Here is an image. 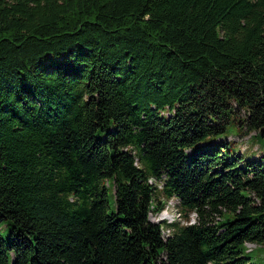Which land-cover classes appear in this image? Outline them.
Here are the masks:
<instances>
[{"label": "trees", "instance_id": "1", "mask_svg": "<svg viewBox=\"0 0 264 264\" xmlns=\"http://www.w3.org/2000/svg\"><path fill=\"white\" fill-rule=\"evenodd\" d=\"M232 115L264 141V0H0V264H252Z\"/></svg>", "mask_w": 264, "mask_h": 264}, {"label": "rangeland", "instance_id": "2", "mask_svg": "<svg viewBox=\"0 0 264 264\" xmlns=\"http://www.w3.org/2000/svg\"><path fill=\"white\" fill-rule=\"evenodd\" d=\"M256 132L257 131H250L249 134H243L240 126L235 120V117L232 115L231 123L228 125L227 131L214 142H225L226 144L225 146H223V149L225 151H229L232 155L236 153H242L246 158L257 159L264 156V141L261 137L255 136ZM152 180L155 182L154 184L157 185L158 189L156 190V194L163 201L164 208L159 212H152L150 214V218L155 222H157L158 220H163L166 233H171L173 231V227L169 225L173 221L174 223L179 222L180 225H184L188 222L192 223L196 220V214L194 213L191 214L189 219L185 218L183 214L180 215L181 211L177 198L173 197L166 199L161 194V188L164 182L161 180ZM110 201L111 203L109 211H116L115 197L113 191H111L110 194ZM9 235L10 232L5 230L4 236L8 238ZM246 250L251 258L252 264H264V243H246Z\"/></svg>", "mask_w": 264, "mask_h": 264}, {"label": "water", "instance_id": "3", "mask_svg": "<svg viewBox=\"0 0 264 264\" xmlns=\"http://www.w3.org/2000/svg\"><path fill=\"white\" fill-rule=\"evenodd\" d=\"M261 133H263V130L261 131Z\"/></svg>", "mask_w": 264, "mask_h": 264}, {"label": "bare ground", "instance_id": "4", "mask_svg": "<svg viewBox=\"0 0 264 264\" xmlns=\"http://www.w3.org/2000/svg\"><path fill=\"white\" fill-rule=\"evenodd\" d=\"M158 221H160V220H158Z\"/></svg>", "mask_w": 264, "mask_h": 264}]
</instances>
